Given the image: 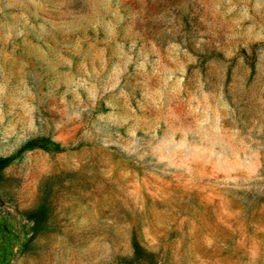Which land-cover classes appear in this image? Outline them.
Listing matches in <instances>:
<instances>
[{
	"label": "rangeland",
	"instance_id": "1",
	"mask_svg": "<svg viewBox=\"0 0 264 264\" xmlns=\"http://www.w3.org/2000/svg\"><path fill=\"white\" fill-rule=\"evenodd\" d=\"M0 264H264V0H0Z\"/></svg>",
	"mask_w": 264,
	"mask_h": 264
}]
</instances>
